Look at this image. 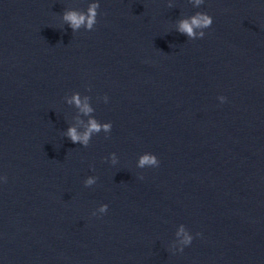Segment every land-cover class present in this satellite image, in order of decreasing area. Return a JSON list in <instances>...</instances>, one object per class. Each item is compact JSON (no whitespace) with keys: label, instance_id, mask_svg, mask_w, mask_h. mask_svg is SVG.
I'll list each match as a JSON object with an SVG mask.
<instances>
[{"label":"water","instance_id":"95a60500","mask_svg":"<svg viewBox=\"0 0 264 264\" xmlns=\"http://www.w3.org/2000/svg\"><path fill=\"white\" fill-rule=\"evenodd\" d=\"M93 2L0 0V264H264V0Z\"/></svg>","mask_w":264,"mask_h":264},{"label":"clouds","instance_id":"9594fccd","mask_svg":"<svg viewBox=\"0 0 264 264\" xmlns=\"http://www.w3.org/2000/svg\"><path fill=\"white\" fill-rule=\"evenodd\" d=\"M204 2V0H195V5L199 6ZM100 7L99 0H95V2L91 3L86 11H78V10H67L63 13V20L70 24L72 29L75 31L79 29L81 26H86L87 29L92 30L97 23V16H98V9ZM213 23V17L208 14L207 12H197L195 15L191 16L190 18L182 19L179 22L178 31L181 33L187 34L189 37H195L196 32L194 28H207L210 27ZM205 33L203 31L200 32V36L203 37ZM221 101L226 100V97L220 96ZM70 102H74L78 107L81 108L85 114L91 113L92 108L89 107L87 103L81 104V100L79 95L73 96ZM101 127H103L106 131L110 130L112 127L111 123H106L101 125L97 122L96 119H91L89 122V127L87 130L81 135L77 132L75 127H72L68 130L67 135L71 138V140L75 142L82 141L85 145L88 144L89 137L92 132H99ZM159 159L157 155L153 154H145L140 159V166L143 167L144 165H159ZM3 180L6 182L7 177H3ZM87 184L94 183L93 178H89L86 182ZM108 204L103 205L100 208V212H106L108 210ZM181 233H184L183 239L181 241L182 245H189L192 240L193 236L184 232V229L181 228ZM179 235V233H178ZM183 251V247L181 248Z\"/></svg>","mask_w":264,"mask_h":264}]
</instances>
